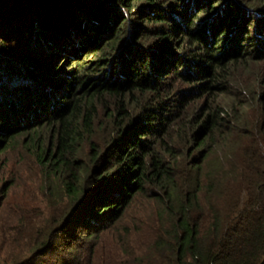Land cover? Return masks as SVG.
Instances as JSON below:
<instances>
[{
    "label": "trees",
    "instance_id": "16d2710c",
    "mask_svg": "<svg viewBox=\"0 0 264 264\" xmlns=\"http://www.w3.org/2000/svg\"><path fill=\"white\" fill-rule=\"evenodd\" d=\"M259 62L264 0H0V152L52 208L0 230V264H264ZM135 196L155 237L114 263Z\"/></svg>",
    "mask_w": 264,
    "mask_h": 264
},
{
    "label": "rangeland",
    "instance_id": "374dc122",
    "mask_svg": "<svg viewBox=\"0 0 264 264\" xmlns=\"http://www.w3.org/2000/svg\"><path fill=\"white\" fill-rule=\"evenodd\" d=\"M94 55L95 52H86L81 55V59H88ZM58 63L56 61V65ZM69 64L66 61L65 67ZM257 67L263 68L264 63L259 62ZM253 112L249 110V114ZM3 183L9 185L4 188ZM41 187L36 162L29 152L23 150L19 142L15 141L14 145L0 152V230L11 228L16 218L19 220L20 217H36L50 213L51 201ZM150 205L149 200L135 196L114 226L99 237L100 251L104 253L108 251L110 258H114V263L117 261L122 263L125 257L142 259L143 254L147 252L155 237ZM55 206L57 210L60 208L59 204ZM115 240L123 243L121 249L112 247ZM58 249L60 247L43 255L40 258L43 264H54L53 261L61 253Z\"/></svg>",
    "mask_w": 264,
    "mask_h": 264
}]
</instances>
